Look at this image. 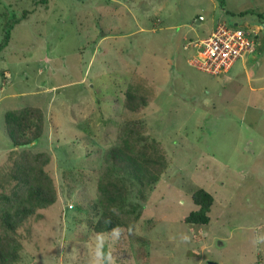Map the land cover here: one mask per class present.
I'll use <instances>...</instances> for the list:
<instances>
[{
  "label": "rangeland",
  "instance_id": "rangeland-1",
  "mask_svg": "<svg viewBox=\"0 0 264 264\" xmlns=\"http://www.w3.org/2000/svg\"><path fill=\"white\" fill-rule=\"evenodd\" d=\"M42 1L0 0V44L11 33L0 53V175L22 151L6 112L38 107L45 134L26 150L52 158L58 191L20 229L16 264H264V0ZM218 23L261 31L255 54L215 77L191 67L184 47ZM128 88L148 96L142 113L124 107ZM130 119L169 159L135 222L145 257L126 229L87 225L104 154ZM200 188L215 198L204 227L185 223Z\"/></svg>",
  "mask_w": 264,
  "mask_h": 264
},
{
  "label": "trees",
  "instance_id": "trees-1",
  "mask_svg": "<svg viewBox=\"0 0 264 264\" xmlns=\"http://www.w3.org/2000/svg\"><path fill=\"white\" fill-rule=\"evenodd\" d=\"M248 13L242 12L239 16ZM257 18L264 24L263 14ZM10 37L11 33L7 31L0 44V53L9 45ZM149 104L148 96L138 90L128 88L126 91L124 107L128 111L142 113ZM45 130L46 117L41 108L29 106L5 114L6 134L13 148L22 151L13 152L15 155L10 159L9 168L2 177L0 175V264L20 261L24 247L20 229L30 219L38 217L39 210L48 209L58 201L57 187L48 171L52 158L26 150L43 138ZM119 137V145L104 154L106 168L97 182L99 198L89 202L92 217L87 219V225L96 235L126 229L129 237L141 245L138 251L145 257L148 240L136 234L135 222L141 217L148 192L167 171L169 159L161 143L147 135L142 120L125 121ZM192 201L196 209L185 218V223L207 226L211 222L214 196L200 188L193 193Z\"/></svg>",
  "mask_w": 264,
  "mask_h": 264
},
{
  "label": "built area",
  "instance_id": "built-area-1",
  "mask_svg": "<svg viewBox=\"0 0 264 264\" xmlns=\"http://www.w3.org/2000/svg\"><path fill=\"white\" fill-rule=\"evenodd\" d=\"M200 22L204 21L200 17ZM261 27H229L218 23L208 37L191 40L184 49L195 54L189 59V65L208 75L219 77L229 73L234 65L256 52Z\"/></svg>",
  "mask_w": 264,
  "mask_h": 264
},
{
  "label": "clouds",
  "instance_id": "clouds-1",
  "mask_svg": "<svg viewBox=\"0 0 264 264\" xmlns=\"http://www.w3.org/2000/svg\"><path fill=\"white\" fill-rule=\"evenodd\" d=\"M113 231H116V229H113ZM185 239L187 240L188 237H185ZM97 257H102L103 253L99 250V248L97 249V253H96ZM97 264H100V260L98 259Z\"/></svg>",
  "mask_w": 264,
  "mask_h": 264
},
{
  "label": "water",
  "instance_id": "water-1",
  "mask_svg": "<svg viewBox=\"0 0 264 264\" xmlns=\"http://www.w3.org/2000/svg\"><path fill=\"white\" fill-rule=\"evenodd\" d=\"M235 26H238V24H236ZM210 264H215V263H212V262H211Z\"/></svg>",
  "mask_w": 264,
  "mask_h": 264
},
{
  "label": "crops",
  "instance_id": "crops-1",
  "mask_svg": "<svg viewBox=\"0 0 264 264\" xmlns=\"http://www.w3.org/2000/svg\"><path fill=\"white\" fill-rule=\"evenodd\" d=\"M259 41V40H258ZM254 55V54H253Z\"/></svg>",
  "mask_w": 264,
  "mask_h": 264
}]
</instances>
